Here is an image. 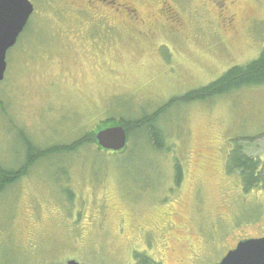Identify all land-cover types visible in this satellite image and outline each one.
I'll list each match as a JSON object with an SVG mask.
<instances>
[{
	"label": "rangeland",
	"instance_id": "374dc122",
	"mask_svg": "<svg viewBox=\"0 0 264 264\" xmlns=\"http://www.w3.org/2000/svg\"><path fill=\"white\" fill-rule=\"evenodd\" d=\"M30 1L0 82V169L21 173L0 192V264H218L264 236L263 187L227 164L242 145L264 174V84L179 98L262 53L264 0ZM164 106L160 145L74 142Z\"/></svg>",
	"mask_w": 264,
	"mask_h": 264
},
{
	"label": "trees",
	"instance_id": "16d2710c",
	"mask_svg": "<svg viewBox=\"0 0 264 264\" xmlns=\"http://www.w3.org/2000/svg\"><path fill=\"white\" fill-rule=\"evenodd\" d=\"M247 78H254L252 83H263L264 84V49L262 53L251 62L241 65L231 67L224 75L219 77L214 82L202 86L200 88L192 89L186 92L184 96L179 98L183 100H192L194 98H204L210 97L217 93H225L229 90L231 86L234 85V82H239V86L242 80H247ZM165 106L159 108L158 111L153 112L151 115H145L140 119L133 120H121L117 121L115 118H108L105 122L100 124L92 133H89L87 139L83 137L76 139L74 142L79 144L82 140L87 143H97L95 139V134L98 130L105 128L111 125H123L127 133L131 130H147L149 131L150 141L152 144L160 145L163 141L162 134L156 128V121L160 118L161 114L164 112ZM80 141V142H79ZM31 142L27 143L28 145ZM31 145V144H30ZM71 145V144H70ZM29 147V146H28ZM34 147V146H33ZM29 156L27 160L32 161L30 164L34 163V158L36 157V150H33L29 147ZM38 153V152H37ZM228 168L230 171L239 170L244 188L246 190L254 187L255 185L262 186L264 189V174L261 172L259 161L256 157L249 155L244 151L242 145H235L234 149L231 150L228 156ZM21 173L12 172L8 170L0 169V192L10 183H13ZM136 263L135 264H161V262L154 260L150 256H147L142 253H136L135 255Z\"/></svg>",
	"mask_w": 264,
	"mask_h": 264
},
{
	"label": "water",
	"instance_id": "95a60500",
	"mask_svg": "<svg viewBox=\"0 0 264 264\" xmlns=\"http://www.w3.org/2000/svg\"><path fill=\"white\" fill-rule=\"evenodd\" d=\"M34 12L30 0H0V82L7 69V52L13 47ZM98 145L106 150L120 151L127 144V130L113 125L95 135ZM64 264H85L69 260ZM218 264H264V237L241 240Z\"/></svg>",
	"mask_w": 264,
	"mask_h": 264
},
{
	"label": "flooded vegetation",
	"instance_id": "af4514ba",
	"mask_svg": "<svg viewBox=\"0 0 264 264\" xmlns=\"http://www.w3.org/2000/svg\"><path fill=\"white\" fill-rule=\"evenodd\" d=\"M88 2H89V5L86 6V7L91 9V10H93V11H95V12H98L97 9H99V8H103L104 9V8L114 7V9H118L117 8V2L115 0H88ZM220 5H222L221 1H219V5L217 4V6H220ZM128 8L130 9L131 13L134 12L132 7L131 8L128 7ZM164 10H165L166 13L170 12V9L168 7H165ZM126 12L128 13L127 10H126ZM13 172H18V169L13 171Z\"/></svg>",
	"mask_w": 264,
	"mask_h": 264
}]
</instances>
